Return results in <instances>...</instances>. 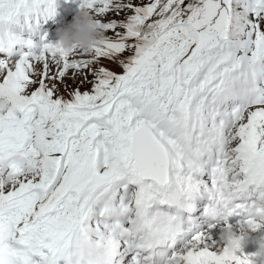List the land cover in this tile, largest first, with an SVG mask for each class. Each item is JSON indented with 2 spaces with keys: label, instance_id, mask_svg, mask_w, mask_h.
I'll return each instance as SVG.
<instances>
[{
  "label": "snow or ice",
  "instance_id": "snow-or-ice-1",
  "mask_svg": "<svg viewBox=\"0 0 264 264\" xmlns=\"http://www.w3.org/2000/svg\"><path fill=\"white\" fill-rule=\"evenodd\" d=\"M85 5L91 52L0 0V264H264L211 237L264 228V0Z\"/></svg>",
  "mask_w": 264,
  "mask_h": 264
},
{
  "label": "clouds",
  "instance_id": "clouds-1",
  "mask_svg": "<svg viewBox=\"0 0 264 264\" xmlns=\"http://www.w3.org/2000/svg\"><path fill=\"white\" fill-rule=\"evenodd\" d=\"M104 29L102 24L95 18L89 8L78 7L72 20L56 29V47L66 50L78 48L85 52H91L92 49L102 43L104 40ZM9 106V100L6 96H0V109ZM249 224L240 222L237 230L227 226L221 233L224 248L234 251L237 246H242L248 239ZM257 252L264 256V236L258 240Z\"/></svg>",
  "mask_w": 264,
  "mask_h": 264
},
{
  "label": "rangeland",
  "instance_id": "rangeland-1",
  "mask_svg": "<svg viewBox=\"0 0 264 264\" xmlns=\"http://www.w3.org/2000/svg\"><path fill=\"white\" fill-rule=\"evenodd\" d=\"M72 20V18L70 19V21ZM69 21V19H66V22H64V23H60L61 24V26H63V25H65L66 23H68V22H70ZM102 63L106 66V67H108L109 69H111V70H114V71H117L118 73L121 71V69L119 68V67H117L116 65H114V64H112L111 62H109V61H107V60H104V61H102ZM67 82L69 83V85L70 86H75L74 84H73V82L69 79V80H67ZM91 88V85L90 84H85V85H83V86H81V90L83 91V90H85V89H90ZM63 90V89H62ZM256 235H257V233L255 232V231H251L250 233H249V236L251 237V238H255L256 237ZM238 254H239V252H238Z\"/></svg>",
  "mask_w": 264,
  "mask_h": 264
},
{
  "label": "bare ground",
  "instance_id": "bare-ground-1",
  "mask_svg": "<svg viewBox=\"0 0 264 264\" xmlns=\"http://www.w3.org/2000/svg\"><path fill=\"white\" fill-rule=\"evenodd\" d=\"M48 39H49V38H48ZM241 252H242V253H245V254H247V253H253V252H251V251H244V250L241 251ZM241 252H240V253H241Z\"/></svg>",
  "mask_w": 264,
  "mask_h": 264
}]
</instances>
